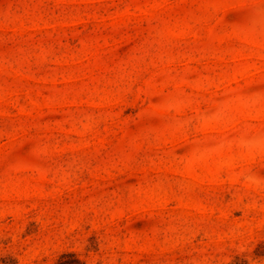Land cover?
Here are the masks:
<instances>
[{
    "label": "rangeland",
    "instance_id": "374dc122",
    "mask_svg": "<svg viewBox=\"0 0 264 264\" xmlns=\"http://www.w3.org/2000/svg\"><path fill=\"white\" fill-rule=\"evenodd\" d=\"M264 264V0H0V264Z\"/></svg>",
    "mask_w": 264,
    "mask_h": 264
},
{
    "label": "trees",
    "instance_id": "16d2710c",
    "mask_svg": "<svg viewBox=\"0 0 264 264\" xmlns=\"http://www.w3.org/2000/svg\"><path fill=\"white\" fill-rule=\"evenodd\" d=\"M64 256H70V257H72V260H69V261H66V262L58 261L56 264H80V262H81L77 258L75 252H62L59 255V257H64Z\"/></svg>",
    "mask_w": 264,
    "mask_h": 264
}]
</instances>
